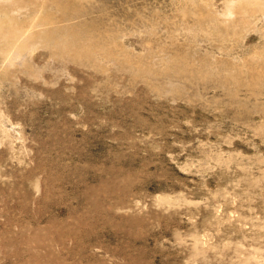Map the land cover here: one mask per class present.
Here are the masks:
<instances>
[{
  "label": "rangeland",
  "instance_id": "rangeland-1",
  "mask_svg": "<svg viewBox=\"0 0 264 264\" xmlns=\"http://www.w3.org/2000/svg\"><path fill=\"white\" fill-rule=\"evenodd\" d=\"M0 264H264V0H0Z\"/></svg>",
  "mask_w": 264,
  "mask_h": 264
}]
</instances>
